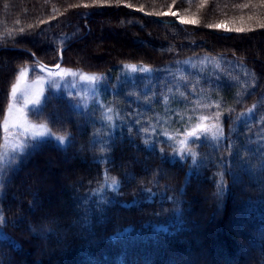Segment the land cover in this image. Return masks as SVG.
Masks as SVG:
<instances>
[{
  "label": "trees",
  "instance_id": "1",
  "mask_svg": "<svg viewBox=\"0 0 264 264\" xmlns=\"http://www.w3.org/2000/svg\"><path fill=\"white\" fill-rule=\"evenodd\" d=\"M59 62L103 105L29 113L67 143L1 175L0 264H264V0H0V150L20 70Z\"/></svg>",
  "mask_w": 264,
  "mask_h": 264
},
{
  "label": "rangeland",
  "instance_id": "2",
  "mask_svg": "<svg viewBox=\"0 0 264 264\" xmlns=\"http://www.w3.org/2000/svg\"><path fill=\"white\" fill-rule=\"evenodd\" d=\"M79 51L85 53V46H82ZM194 64L191 65L193 69L199 70L202 67L205 68L207 62L204 61ZM50 67L56 68L57 64ZM0 68L4 69L5 66ZM145 69L126 67L121 72V83L126 87V94L133 96L136 101L140 99L141 87L144 86L145 81L142 80L151 76V71H145ZM32 71L35 72L33 78L29 77ZM190 71L188 77L196 81L198 79L197 74L192 72V69ZM135 76L138 79H135ZM101 80L102 78L100 76L62 67L46 69L32 65L21 69L16 83L13 86L16 88V91L14 93L12 87L9 104L1 124L2 146L0 150V161L7 163L12 157L18 154L21 145L26 141L36 143L44 139H52L59 145L64 146L67 143L66 139L63 144H60L57 139L58 137L54 136L45 125L30 121L28 117L29 113L40 107L47 89H53L71 95L82 106L101 104ZM126 81L129 82L127 86H125ZM132 103V101H129L128 105L131 106ZM160 109H163V107ZM109 112L111 111L107 109V116H109ZM202 127L206 126L200 125L199 127H195V131H202ZM33 137L36 140H33Z\"/></svg>",
  "mask_w": 264,
  "mask_h": 264
},
{
  "label": "snow or ice",
  "instance_id": "3",
  "mask_svg": "<svg viewBox=\"0 0 264 264\" xmlns=\"http://www.w3.org/2000/svg\"><path fill=\"white\" fill-rule=\"evenodd\" d=\"M219 27V26H218ZM238 31H240L238 29ZM58 67V65H57ZM134 67V66H133ZM145 71H150V69H145ZM16 88L13 87V92L15 93ZM37 112H42V107L36 110ZM33 140H36L35 137L32 138ZM60 144H63L65 142V138L64 137H58L57 138ZM39 143V141H37L36 143H31V142H25L24 144L21 145L18 154L14 157H12L7 163H5L4 161H0V175H4L5 174V170H14L15 168V164L16 161L18 160H22V158L33 148H35L37 146V144Z\"/></svg>",
  "mask_w": 264,
  "mask_h": 264
},
{
  "label": "water",
  "instance_id": "4",
  "mask_svg": "<svg viewBox=\"0 0 264 264\" xmlns=\"http://www.w3.org/2000/svg\"><path fill=\"white\" fill-rule=\"evenodd\" d=\"M66 48V46L65 47H63L61 50H60V52H62V50L63 49H65ZM60 64V63H59ZM59 64H58V66H59ZM45 68H48V69H56V68H58V67H56V68H52V67H48V66H44Z\"/></svg>",
  "mask_w": 264,
  "mask_h": 264
}]
</instances>
